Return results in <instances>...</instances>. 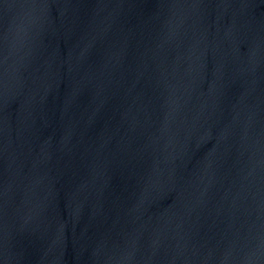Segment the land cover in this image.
Segmentation results:
<instances>
[{
	"label": "water",
	"instance_id": "95a60500",
	"mask_svg": "<svg viewBox=\"0 0 264 264\" xmlns=\"http://www.w3.org/2000/svg\"><path fill=\"white\" fill-rule=\"evenodd\" d=\"M0 264H264V0H0Z\"/></svg>",
	"mask_w": 264,
	"mask_h": 264
}]
</instances>
